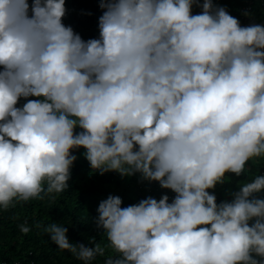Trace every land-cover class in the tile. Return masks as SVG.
<instances>
[{"label": "clouds", "instance_id": "clouds-1", "mask_svg": "<svg viewBox=\"0 0 264 264\" xmlns=\"http://www.w3.org/2000/svg\"><path fill=\"white\" fill-rule=\"evenodd\" d=\"M98 3L99 38L84 40L63 23L65 0H0V209L55 200L83 149L100 175L175 195L100 201L104 247L44 227L61 251L84 264L106 248L104 264H264V175L230 200L214 192L264 157V25L214 0Z\"/></svg>", "mask_w": 264, "mask_h": 264}, {"label": "trees", "instance_id": "trees-1", "mask_svg": "<svg viewBox=\"0 0 264 264\" xmlns=\"http://www.w3.org/2000/svg\"><path fill=\"white\" fill-rule=\"evenodd\" d=\"M214 4L224 7L231 16L239 20L241 26L264 25V0H214ZM65 7L67 12L63 23L66 26H71L84 40L99 38L98 22L102 10L98 0H65ZM192 12L198 14L201 8L194 6ZM245 12L250 15H244ZM25 102L21 99L17 106H22ZM83 151L80 149L74 153L78 159L71 169L69 189L58 194L55 200L45 196L43 200L14 201L13 206L7 210L0 209V262L22 260L30 253L35 264H84L71 253L61 251L43 228L57 223L68 228L70 242L92 247L89 240L94 238L95 243L104 247L109 243L107 237L95 225L100 201L107 199L109 195L119 196L123 201L122 207H126L148 196L159 200L162 195L170 192L161 189L157 182L141 181L139 174L124 178L116 172L100 175L91 169ZM257 175H264V157L250 160L245 172L239 177L227 173L225 182L218 184L214 190L217 202L230 200V193L238 191L241 184L251 182ZM257 195L264 196V193ZM25 223L30 229L27 234L22 233L19 228V225ZM37 224L41 227L37 228ZM110 255L114 256L115 253L111 248H106L105 256L97 257L92 262L104 264Z\"/></svg>", "mask_w": 264, "mask_h": 264}, {"label": "built area", "instance_id": "built-area-1", "mask_svg": "<svg viewBox=\"0 0 264 264\" xmlns=\"http://www.w3.org/2000/svg\"><path fill=\"white\" fill-rule=\"evenodd\" d=\"M174 193H172L171 191L169 192L168 196L170 198V201L171 199L174 197ZM30 253L28 254V256L25 258V259H13V260H2L0 262V264H35L34 261L30 258ZM91 264H102L98 261L96 262H91Z\"/></svg>", "mask_w": 264, "mask_h": 264}]
</instances>
